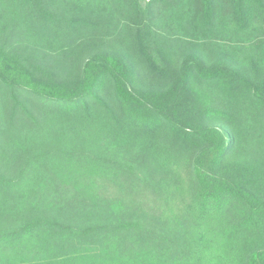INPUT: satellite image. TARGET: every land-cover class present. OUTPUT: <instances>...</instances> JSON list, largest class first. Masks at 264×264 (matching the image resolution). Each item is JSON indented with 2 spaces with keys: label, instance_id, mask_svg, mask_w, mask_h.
Masks as SVG:
<instances>
[{
  "label": "trees",
  "instance_id": "1",
  "mask_svg": "<svg viewBox=\"0 0 264 264\" xmlns=\"http://www.w3.org/2000/svg\"><path fill=\"white\" fill-rule=\"evenodd\" d=\"M31 18L80 60L55 75L16 53L15 40L0 41V151L23 153L15 174L0 167V256L264 264V0H0V20ZM116 28L161 85L138 83L135 59L108 44ZM49 113L61 119L54 136ZM223 126L252 127V140L236 146ZM99 181L122 187L107 195ZM141 183L175 188L179 201L125 206ZM69 241L83 249L67 250Z\"/></svg>",
  "mask_w": 264,
  "mask_h": 264
},
{
  "label": "rangeland",
  "instance_id": "2",
  "mask_svg": "<svg viewBox=\"0 0 264 264\" xmlns=\"http://www.w3.org/2000/svg\"><path fill=\"white\" fill-rule=\"evenodd\" d=\"M148 0H141L142 5H144ZM3 22V24H6L5 28L0 30V41L1 40H5V38H8L10 40H15V44H16V53H20V54H24L30 57V59L34 62H36L35 64H32L33 66L35 65V67H41L44 68L47 72L49 71V73L51 74H58V73H65L64 71L69 69V67H71L74 62L75 64L80 60V56H78L79 54L77 52H66L64 53L63 51H60L59 49H57L58 47H55L54 43L52 42H48L46 40V38H43L46 34L48 33H40V26L39 23L31 18L25 20L24 22H22L21 24H17V26L13 23V21L11 20H0V23ZM15 28V29H14ZM113 37H116L117 40L116 42L112 43L113 40L115 39H111ZM118 40H120L118 42ZM63 41H66L65 39H63ZM108 44L111 45V47L114 48V50H119V53L121 54H127L128 56L132 57V59H135L134 61H132L134 67L136 68V76H137V81L138 83H140V85H142L143 83L146 84V86H148L149 84H156V85H161V83H159L158 81H156V79L150 77V72H145V69L147 68L146 66H141L139 64H137L136 60L138 61V54L136 53L135 50H133V47L131 45L130 40H124L123 43L121 42L122 39L120 38V35H117V28L112 30V32L110 33V37L107 39ZM106 40L104 41V43L107 42ZM113 44V46H112ZM121 44V45H120ZM112 48V49H113ZM229 53V52H228ZM228 53H226V55H228ZM23 55V56H24ZM22 56V55H21ZM244 53L241 52L240 54H238L237 58H238V62H240L243 66L246 67H250L249 65V59H245L244 57ZM137 65V66H136ZM146 81V82H145ZM145 86V87H146ZM50 114V113H49ZM45 114L44 118L47 116L49 118H52V124L53 126H45V128L47 129H53L56 127L55 133L58 134L60 131L59 129H61V119H57L56 118V113L55 114ZM6 115V112L4 110V107L1 105V100H0V122L2 120V118L4 119ZM44 123V120H43ZM1 127V126H0ZM223 128L226 130V132L228 134L231 135V139H233V136L236 137V146H241L244 142L246 143L247 141L252 140V133L254 131H252V127L250 128H240L236 127L237 132H233V130L230 127H225L223 126ZM52 131V130H51ZM252 132V133H250ZM233 133L235 135H233ZM52 134L54 136V131H52ZM53 138V137H52ZM100 138V137H99ZM106 141L107 139L104 138ZM103 139V142H104ZM56 144V143H54ZM121 146L117 145L114 146L113 148L116 147L115 151L120 153L122 152V148L125 146L124 143L120 144ZM121 147V148H120ZM23 153H19V151L17 152L15 149H7L6 152H2L0 151V167L1 168H9L7 175L9 174H15L19 168L18 166V162H23L20 160V158L22 157ZM5 156L4 159L2 160L1 157ZM10 158L9 161H7V158ZM180 171L177 172V175L179 176H185V172L184 170L179 167ZM100 182V181H99ZM103 186V188H105L106 194L107 195H116L119 193V189L120 187H122L121 185H117V182H113V181H106V183H102L100 182ZM129 188V187H128ZM126 188L124 191L127 192L126 190L128 189ZM153 188V187H152ZM152 188L150 187H146L144 186L143 183H141V185L135 190L137 191L136 196H138L137 198H135L134 200L130 201L131 199L127 200L125 203V206H130V205H134L135 209H138L141 204L140 202H146L147 205L146 207H159V205H161L164 200H166V202L173 204L176 203V200L179 201L177 199V194L178 191L175 188H170L168 189V191H160L158 193H155ZM67 188L62 187L61 190L59 191V195H64V193L62 191H65ZM68 189L70 190V193L72 191V187L68 185ZM37 193L41 192V190H35ZM36 192H33L31 194L34 195ZM54 189L52 191H48L46 192V194L44 195V193L40 196V197H36L33 198L35 203L37 205H39L37 202L41 199V197L43 196L44 198H55L54 195ZM164 199V200H163ZM34 204V202H32ZM24 208L27 209H31L33 207L30 206V204L28 205L27 202H24ZM35 205V206H37ZM151 207V208H152ZM9 211V210H7ZM12 211H16L19 214H24L26 212L25 210L22 209H16V210H12ZM33 211H38L35 207L33 208ZM11 211L7 212L6 215H11ZM66 213L68 215H70V210L67 209ZM13 215V214H12ZM79 215V214H78ZM81 217V215H79ZM81 219V218H80ZM80 219H71V222H77ZM6 226H11L14 223H12V221H5ZM64 245L67 246V250H71L73 252H77L81 248L82 246H80V244L78 245L75 242H67ZM31 250H33L31 248ZM58 250H54L52 253L50 254H45L42 251L39 253H35L37 256H39V258H41L42 260L47 256V255H52L55 253H58ZM63 253V252H61ZM19 255H15V256H10L13 260L14 258H17ZM28 257L30 258L31 261V257H34V251H32L31 253H28ZM0 260L1 263L0 264H10L11 262L8 260L7 255L4 256L3 254H1L0 256Z\"/></svg>",
  "mask_w": 264,
  "mask_h": 264
}]
</instances>
